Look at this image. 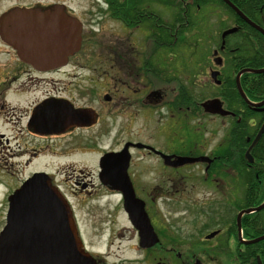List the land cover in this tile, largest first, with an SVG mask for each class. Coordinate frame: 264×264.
I'll return each mask as SVG.
<instances>
[{"label":"flooded vegetation","instance_id":"flooded-vegetation-1","mask_svg":"<svg viewBox=\"0 0 264 264\" xmlns=\"http://www.w3.org/2000/svg\"><path fill=\"white\" fill-rule=\"evenodd\" d=\"M229 1L264 30V0ZM15 9L54 26L68 17L81 25L75 52L64 53L62 38L50 39L39 55L57 63L37 68L0 40V111L17 117L21 108L7 95L35 93L43 86L41 99L26 111L27 134L48 145L58 142L54 150L82 148L98 155L97 170L86 172L88 183L82 188L96 189L107 207L119 204L133 244H117V252L112 237L104 244L106 253L88 250L72 213L82 247L97 264H264V206L246 213L264 203V104L257 106L264 95L258 100L245 95L264 94V86L252 87L257 76L240 74L239 87L249 104L236 84L242 70L252 69L241 66L246 56L239 50L264 47V36L225 0H0V16ZM229 29L235 31L223 36ZM55 42L60 46L54 47ZM203 45L213 47L209 56L201 53ZM232 79L238 95L233 101ZM47 100L64 101L79 111L76 123L59 133L35 132L30 119ZM212 100L227 113L206 111L202 104ZM261 130L249 162L246 152ZM75 134L72 142L59 139ZM111 137L117 145L104 150V140ZM125 147L128 180L155 234L151 246L140 244L123 209V194L99 177L100 158ZM179 158L188 162L175 165ZM100 198L95 202L103 207Z\"/></svg>","mask_w":264,"mask_h":264},{"label":"water","instance_id":"water-1","mask_svg":"<svg viewBox=\"0 0 264 264\" xmlns=\"http://www.w3.org/2000/svg\"><path fill=\"white\" fill-rule=\"evenodd\" d=\"M225 3L244 21L264 35V30L250 22L229 0ZM27 10L15 9L10 14L0 16V39L12 47L18 57L32 65L55 64L56 59L42 60L39 49L44 43L56 37L63 39L65 54L75 52L80 45L81 25L75 18L59 20L54 26L51 21L33 17ZM226 30L223 36L234 32ZM57 42L54 47L60 46ZM243 72L264 73L263 69L242 70L236 77L238 91L245 102L250 103L242 93L238 78ZM105 98L108 99L106 96ZM264 100L257 104L262 106ZM203 107L212 113L226 114L218 100L204 102ZM79 111L72 110L64 101L47 100L33 113L29 125L39 134L63 132L70 124H75ZM84 116V115H83ZM253 140L246 152L248 161L252 158L249 150L257 142ZM170 160V156H164ZM188 162L179 158L175 165ZM100 180L103 184L123 194V209L131 224L138 230L143 246L156 243L143 203L138 200L128 180L126 169L128 153L126 147L118 154H105L99 160ZM8 210L5 225L0 231V264H97L96 260L82 247L68 203L52 187L49 176L44 172L33 173L23 184L8 196ZM264 203L246 213L257 211ZM257 238L249 243L262 240Z\"/></svg>","mask_w":264,"mask_h":264},{"label":"rangeland","instance_id":"rangeland-1","mask_svg":"<svg viewBox=\"0 0 264 264\" xmlns=\"http://www.w3.org/2000/svg\"><path fill=\"white\" fill-rule=\"evenodd\" d=\"M72 1L81 4V0ZM112 36V33L104 35L105 38H112ZM211 47L201 46V53L209 56L213 48ZM43 90L44 87L41 86L35 93L27 92L22 95L9 93L7 95L8 101L21 108L17 117H9L5 114V110L0 111V231L5 225L7 196L33 173L44 172L52 177V181L59 185L66 199L69 200L73 216L80 224L79 233L87 249H91L94 253L101 252L105 248L104 244L110 238L115 237L112 238L115 244L112 249L119 252L116 250L117 244H121L120 246L133 244V241L129 240L131 230L128 229L119 204L113 201L107 207L105 206L106 199L96 197V189L88 186L85 189L82 188L88 183L87 178L84 177L86 172L95 173L97 170L98 155L83 153L82 148L72 152L54 150V147L59 145L58 142L55 146L49 143V146L46 140L27 134L24 126L26 111L34 102L37 103L36 101L41 99ZM62 92H64L63 95L69 96L67 90H62ZM2 96L3 92L0 90V101ZM76 136L78 135H69L59 139L72 142ZM82 142L87 141L81 140ZM74 143L77 144V142ZM115 145L117 143L112 137L103 142L104 150L114 148ZM33 153L36 155L33 156ZM93 181H95V176ZM99 198L102 199L101 203H104L103 207L95 202ZM106 251L107 248L104 252ZM121 252L123 255H132V252L127 249H121Z\"/></svg>","mask_w":264,"mask_h":264},{"label":"trees","instance_id":"trees-1","mask_svg":"<svg viewBox=\"0 0 264 264\" xmlns=\"http://www.w3.org/2000/svg\"><path fill=\"white\" fill-rule=\"evenodd\" d=\"M232 47V46H231ZM170 48V55L174 54V47H169ZM172 48V49H171ZM248 49H246V47H243L239 50L240 53H242L243 55L246 56L247 60H245L246 58L243 57L241 60V66H247L249 68H254V69H259V68H263L264 67V47H259L258 49H254V47H247ZM247 50V51H246ZM246 51V52H245ZM247 63V64H246ZM237 69V68H236ZM248 75H254L257 76L256 78H254V83L252 84V87H257L260 88L261 86H264V73L261 74H253L250 73ZM232 92L231 95V100L233 101L234 99H238V95L236 94L235 90H234V79H232ZM245 95L247 96V98L249 100H258L259 97L263 96V93H250L247 92L245 93ZM239 102H242L241 99H239ZM254 113L250 112V115L252 116Z\"/></svg>","mask_w":264,"mask_h":264},{"label":"bare ground","instance_id":"bare-ground-1","mask_svg":"<svg viewBox=\"0 0 264 264\" xmlns=\"http://www.w3.org/2000/svg\"><path fill=\"white\" fill-rule=\"evenodd\" d=\"M111 154H118V153H111Z\"/></svg>","mask_w":264,"mask_h":264}]
</instances>
